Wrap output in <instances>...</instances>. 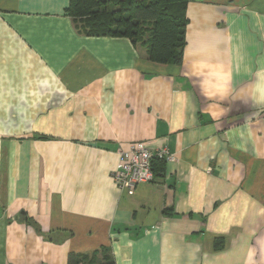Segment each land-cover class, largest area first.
I'll use <instances>...</instances> for the list:
<instances>
[{
	"label": "crops",
	"instance_id": "crops-1",
	"mask_svg": "<svg viewBox=\"0 0 264 264\" xmlns=\"http://www.w3.org/2000/svg\"><path fill=\"white\" fill-rule=\"evenodd\" d=\"M0 0V264H264V0H189L180 66ZM173 160L132 195L119 151Z\"/></svg>",
	"mask_w": 264,
	"mask_h": 264
},
{
	"label": "trees",
	"instance_id": "trees-1",
	"mask_svg": "<svg viewBox=\"0 0 264 264\" xmlns=\"http://www.w3.org/2000/svg\"><path fill=\"white\" fill-rule=\"evenodd\" d=\"M189 0H69L67 15L88 37L128 39L147 60L180 66L186 45ZM161 160L153 162L156 175ZM71 255L69 264H113L110 253Z\"/></svg>",
	"mask_w": 264,
	"mask_h": 264
},
{
	"label": "built area",
	"instance_id": "built-area-1",
	"mask_svg": "<svg viewBox=\"0 0 264 264\" xmlns=\"http://www.w3.org/2000/svg\"><path fill=\"white\" fill-rule=\"evenodd\" d=\"M155 160L171 161L173 157L166 149L150 150L146 143L135 144L128 151L120 150L113 172L115 185L120 191L132 195L139 185L152 183Z\"/></svg>",
	"mask_w": 264,
	"mask_h": 264
}]
</instances>
